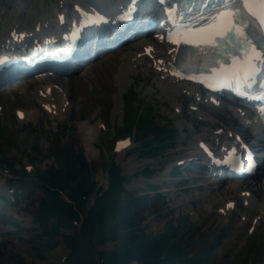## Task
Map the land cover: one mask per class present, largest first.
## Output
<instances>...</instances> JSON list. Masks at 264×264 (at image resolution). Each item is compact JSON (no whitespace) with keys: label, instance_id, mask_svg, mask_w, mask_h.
<instances>
[{"label":"rangeland","instance_id":"rangeland-1","mask_svg":"<svg viewBox=\"0 0 264 264\" xmlns=\"http://www.w3.org/2000/svg\"><path fill=\"white\" fill-rule=\"evenodd\" d=\"M45 2L50 5L55 3L54 0H0V17L6 16L2 21L3 26L16 14L23 17L24 14L17 11L26 3H29L27 8H34L39 4L38 11L41 10L40 6L42 5L45 7L43 10L48 11ZM29 11L33 13V10ZM107 57L110 58V61L104 62V57L98 61L102 65L92 71L87 69L81 74L50 78L51 81H54L51 85L59 87L61 84L63 85V91L72 104L68 111L62 112L61 116L57 118H52L48 113L44 114L34 101L41 103L37 94L40 89L45 88L46 81L40 88L30 86L24 90L21 85L23 86L25 82L29 84L30 78L16 86L17 82L0 84V140L2 141V151L8 155L5 156L6 159L15 166V169L21 170L23 166L31 167L28 156L41 159L39 166L42 168L55 165L59 163L53 155L56 146L74 142L75 148L83 149L88 162L97 168L91 173V179L102 188L108 186L110 175L105 166L110 163L111 154H116L114 143L118 138L128 136L135 139L133 135L141 138V133L137 129L130 133L125 130L123 101L116 76L118 66L122 61L119 56L107 55ZM145 72L140 75V79L136 83H132L129 90L126 88L124 95L130 94L136 97L137 101H134L133 108L143 110V115L148 109H152L155 121L172 125L173 122L169 121L168 114H173V109L168 103L169 100H166L168 97L162 95L164 98L159 93L150 92L156 77L152 78ZM144 78H148V80H144ZM178 102L180 103L179 100ZM19 108L25 111L26 117L23 120L16 116V110ZM222 112L214 111L218 117ZM188 116L189 114L186 113V119L180 122L194 123L195 120L187 118ZM180 122L177 120L175 124ZM103 124L105 127H101ZM119 132L122 134L118 135ZM182 142L183 139L178 138L175 145L168 149L164 155L147 160V162L138 156V149L132 150L125 159L117 154L116 162L121 166L123 173L125 167H128L125 165V160L134 159L138 163L137 167L134 163L128 169L130 173L135 170L129 175L130 182L127 188L142 193V191H148L145 187L149 184L160 183L166 165L174 159L187 155L188 146L183 147ZM145 167L154 169V174L149 180L141 177L140 171ZM263 172L264 170L260 176L254 179V181H258L257 186L247 184L252 181V178L245 180L234 195L224 190V187L218 189L220 193L218 190L212 191V193L219 196L222 194L221 198L237 199L242 189H250L255 195L258 194L255 204L260 203L264 200V186L261 184L264 177ZM183 176L189 177L190 175ZM7 177V170L4 164H1L0 190L2 191L7 189L6 181L10 179ZM202 181L207 183L208 180L205 178L198 182L188 180L187 184L177 182V180L171 181V183L167 182L160 190L165 191L161 202L148 204V210L143 213V231L147 235H158L171 227L176 229V237L183 255L189 259L188 264H264V220L261 221L253 234L247 232L246 227L249 226V223L243 228H228L227 217H221L220 213L207 211L206 205L212 198L204 201L200 197L201 192L209 190L207 186L201 184ZM258 187H262V190H258ZM23 196L25 195L23 194ZM40 197L41 193L36 189L30 195H26L19 204L12 206L9 212L12 216H9L14 222L8 227L10 229L7 233L0 234V264H64L62 261L70 253V250L64 242L62 234H74V229L62 228V234L51 238L41 236V229L34 219ZM219 203L218 205H220ZM1 209H4L3 203H0ZM189 209H193L195 214H190ZM254 215L257 214L254 213L251 217ZM114 245V242L111 241L105 244L98 241L96 248L101 252L110 251L114 249ZM206 254H209L207 258H205Z\"/></svg>","mask_w":264,"mask_h":264},{"label":"trees","instance_id":"trees-1","mask_svg":"<svg viewBox=\"0 0 264 264\" xmlns=\"http://www.w3.org/2000/svg\"><path fill=\"white\" fill-rule=\"evenodd\" d=\"M133 127L144 134L145 154L157 155L170 145L171 131L158 126L148 114L133 115L130 128ZM55 150V157L66 164L38 171L35 186L42 190V195L34 219L41 236L49 238L62 234V228H75V222L84 219L81 232L62 234L72 249L68 264H98L100 256L105 258V264H188L176 229L171 227L158 235L143 231L148 196L128 191L117 166L107 167L108 188L98 187L91 179L97 168L88 162L83 149L75 148L74 142H70L57 145ZM4 161L13 167L3 154L0 140V162ZM92 194H96V202L87 210L86 200ZM93 241H112L114 249L99 253Z\"/></svg>","mask_w":264,"mask_h":264},{"label":"bare ground","instance_id":"bare-ground-1","mask_svg":"<svg viewBox=\"0 0 264 264\" xmlns=\"http://www.w3.org/2000/svg\"><path fill=\"white\" fill-rule=\"evenodd\" d=\"M68 7H70V3H66L64 1L56 6L57 9H59V10L63 9L66 12L69 11ZM40 8H41V10H39V11H42L43 8H45V7L42 5V6H40ZM30 13H31L30 11L25 12L23 17H20L17 14L15 16H12V17H14L13 20H12V17L9 20L10 24H13L11 27L7 25L9 22L4 24V26H3L4 30L0 31V44H3V41H6V39L3 40L2 37H8V35L12 34V33L23 32V31L26 32L27 31L26 29H28V28L30 29V28H32L34 26L35 27L41 26V29H46V30H49L50 28L54 27V18L52 19V16H51L50 12L48 14L44 15V16H37L35 18H34L33 13H31L32 16H31ZM54 29H55V27H54ZM18 30H20V31H18ZM136 43L141 44L142 41H138ZM133 49H137V47L130 45V46L126 47V48H121L119 50H115L114 52H112V54H108V56L109 55H113L114 57H118V56L120 57V60L122 61V63L120 64V66H118V67H121V69H120V71L118 73V77L122 81L125 80L127 77H128V79H130V78L133 79L134 77H132V74L135 71L138 70L139 66L142 63V58H137L136 57V55L138 54V51L133 53L132 52ZM164 51H165L164 52V56L159 57L160 54L162 53L161 51H158L156 56L158 58L163 59V57L168 55V48H165ZM105 61H110V58H108L106 56L105 59H104V62ZM100 65H102L101 62L96 61V62H94L93 64H91L89 66L88 71H92V70L96 69V67H98ZM163 75H164V73H163ZM163 75H160L159 79L156 80L158 82H157V85L155 86V88H157V90L160 91L159 92L160 95H164V96L168 97L169 103L177 109V112L175 113L176 116L183 115L184 108L179 106L176 103L177 95L179 93L183 92V91H187L188 93L193 94L195 92V89L188 88L185 85L184 86L178 85L174 90H170L169 91V89H168L169 87H168L167 84H170V83L168 82V80L166 78L162 77ZM43 79L44 78H40V80H38V82L43 80ZM46 79L50 80L48 78H46ZM36 82H37V80H34L31 84L34 85V84H36ZM32 85H30V86H32ZM127 85H128L127 83H121V88H122L121 92L122 93L126 89ZM61 86H63V85L61 84ZM21 87H22L23 90L25 88H27L28 87V82H25L23 86L21 85ZM61 89H63V88H61ZM46 90H47V88H46ZM152 92L154 93V91H152ZM50 97L53 100L55 105H57L59 107H64L66 99H65V96H64V92L61 91L60 88H53L51 93H50ZM205 99H206V97H202V100H205ZM211 108L216 109L213 106ZM242 132H243V130H242ZM254 143H255L256 146H261L262 145V139L261 138H256ZM263 165H264V163H263ZM254 179H255V177L252 179V181L247 182V184H251V185L254 184V186L255 185L257 186V182L258 181H254ZM246 180H249V179H246ZM244 181L245 180L242 181L240 179L239 180H228V181H224L220 185H216L215 181H213V183L211 182V184L208 185L207 189H209V190H207V192L206 191L205 192H201L200 194H202V195L200 197L203 198L204 201H208L210 198H212V199H210V201H208L206 206L209 207L210 209H213L216 206V204L219 203V200H221V197L223 195L222 194H220V196L219 195H214L212 193V191H215V190L217 191L218 189L224 187V190H226V191H228V193L234 195L235 192L238 190V188L241 186V184ZM261 184L264 186V177H263V180H262ZM259 189L262 190V187H258V190ZM246 190L251 191L252 193H254L250 189H242V191H246ZM218 191L220 193V190H218ZM253 195H255V193ZM257 198H258V194L256 193V195H255V197L253 199L254 202L257 201L256 200ZM229 201L230 200L226 201V203L229 202ZM226 203H224V205L222 207H224L226 205ZM257 204H258V208L260 210V213L264 214V200H262V202L257 203Z\"/></svg>","mask_w":264,"mask_h":264},{"label":"snow or ice","instance_id":"snow-or-ice-1","mask_svg":"<svg viewBox=\"0 0 264 264\" xmlns=\"http://www.w3.org/2000/svg\"><path fill=\"white\" fill-rule=\"evenodd\" d=\"M257 6L261 10L259 14ZM249 17L257 18L260 28L264 29V0H225L223 10L217 13V18L228 22L224 38H235L236 43L245 49L244 71L251 78L252 73L257 70V65L264 63V30L258 31Z\"/></svg>","mask_w":264,"mask_h":264}]
</instances>
